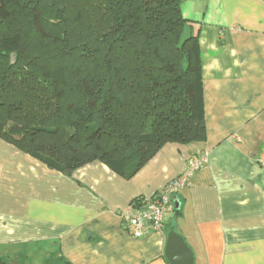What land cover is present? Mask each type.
Instances as JSON below:
<instances>
[{"label": "crops", "instance_id": "1", "mask_svg": "<svg viewBox=\"0 0 264 264\" xmlns=\"http://www.w3.org/2000/svg\"><path fill=\"white\" fill-rule=\"evenodd\" d=\"M198 33L206 140L166 144L123 178L94 162L70 175L0 139V259L8 264H168L177 232L194 264H264V0H181ZM164 232L134 239L121 217L184 173Z\"/></svg>", "mask_w": 264, "mask_h": 264}, {"label": "trees", "instance_id": "2", "mask_svg": "<svg viewBox=\"0 0 264 264\" xmlns=\"http://www.w3.org/2000/svg\"><path fill=\"white\" fill-rule=\"evenodd\" d=\"M181 6L0 0V139L62 174L99 162L125 179L166 144L204 142L198 33Z\"/></svg>", "mask_w": 264, "mask_h": 264}, {"label": "built area", "instance_id": "3", "mask_svg": "<svg viewBox=\"0 0 264 264\" xmlns=\"http://www.w3.org/2000/svg\"><path fill=\"white\" fill-rule=\"evenodd\" d=\"M202 165L203 158L201 155L191 156L183 174L168 182L160 192L145 201L142 207H130L121 217L127 222V232L134 239H139L152 232L163 233L164 217L169 209L171 194L174 191L185 189Z\"/></svg>", "mask_w": 264, "mask_h": 264}, {"label": "water", "instance_id": "4", "mask_svg": "<svg viewBox=\"0 0 264 264\" xmlns=\"http://www.w3.org/2000/svg\"><path fill=\"white\" fill-rule=\"evenodd\" d=\"M164 257L168 264H194V255L181 236L171 230L165 239Z\"/></svg>", "mask_w": 264, "mask_h": 264}]
</instances>
